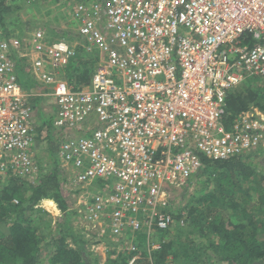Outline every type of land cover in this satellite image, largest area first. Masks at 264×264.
<instances>
[{
    "label": "built area",
    "instance_id": "2783aa9c",
    "mask_svg": "<svg viewBox=\"0 0 264 264\" xmlns=\"http://www.w3.org/2000/svg\"><path fill=\"white\" fill-rule=\"evenodd\" d=\"M71 11L80 44L49 40L41 28L29 43L8 40L0 29V180L37 181L33 147L46 137L34 94L17 79V56L50 98L62 186L80 196L83 238L102 258L108 238L123 239L118 250L133 264L138 232L147 253L161 246L155 234L174 224L169 206L201 169L200 154L226 159L264 141L257 108L229 128L220 123L228 91L250 77L264 80V0H83ZM79 48L96 58L86 87L59 71Z\"/></svg>",
    "mask_w": 264,
    "mask_h": 264
},
{
    "label": "trees",
    "instance_id": "16d2710c",
    "mask_svg": "<svg viewBox=\"0 0 264 264\" xmlns=\"http://www.w3.org/2000/svg\"><path fill=\"white\" fill-rule=\"evenodd\" d=\"M78 1L83 0H0L2 35L8 40L26 38L29 43L32 34L24 37L25 32L42 28L72 39L77 34L71 10ZM70 3H74L69 7L71 13L64 19L68 23L72 20L75 33L60 28L57 35L46 18L58 20L54 8L62 9ZM26 4L27 8L35 10L38 18H43V21H30L29 28L19 18V11ZM89 13L93 12L89 9ZM246 41L249 45L256 43L247 38L244 43ZM78 56L76 64L69 63L61 75L69 83L86 87L96 58L92 52L80 49ZM14 58L19 84L27 93H37L42 84L31 73L28 60ZM36 96L31 95L29 100L37 99ZM253 108L264 111V80L258 77H250L228 91L220 123L229 128L236 115ZM37 130L44 131L47 140L55 142L51 122L43 121ZM85 133L88 134V130ZM38 147L36 143L33 148ZM36 151L37 156L39 150ZM47 151L46 156L52 161L44 166L38 159L37 181L12 174L0 180V264H127L130 254L118 250L119 246H124L121 238L107 239L110 248L104 262H99L100 257L90 250L81 234L83 229L75 200L63 193L64 174L55 157L56 148L50 144ZM252 153L215 160L200 154L202 167L188 183H193L195 190L185 200V205H181L180 199H172L169 206L175 231L157 232L161 246L150 253L144 242L145 234L138 232L135 240L141 257L133 264L150 261L174 264L177 260H181V264H264V166L261 167L259 160L264 156V145L257 147L254 155ZM259 164L261 174L257 171ZM94 184L96 191L103 187L99 180ZM53 206L59 209L60 220L52 217L49 207Z\"/></svg>",
    "mask_w": 264,
    "mask_h": 264
},
{
    "label": "rangeland",
    "instance_id": "374dc122",
    "mask_svg": "<svg viewBox=\"0 0 264 264\" xmlns=\"http://www.w3.org/2000/svg\"><path fill=\"white\" fill-rule=\"evenodd\" d=\"M33 1V0H32ZM74 4V3H73ZM73 4H71L70 3V5H68L66 8L65 7H63L62 9H64L65 8V11L64 12H61V8H59V7H55L54 8V10H53V12L54 13H56L57 14V17L59 18L58 20H55L54 18L52 19V18H46V21L51 25V26H54L55 27V32L57 33V35L59 34V30H60V28H62V29H67V30H69V31H71V32H73V33H75V31L72 29L73 28V22H72V20H70V23H68V20L67 21H65V19L64 18H66V15H67V13L69 14V12H70V6L71 5H73ZM60 12H61V14H60ZM15 15V14H14ZM34 16V17H33ZM19 18H20V20L22 21V22H24V24L25 25H28V28H29V26H30V21H32V20H39V21H43L42 19H40V18H38L37 16H36V13H35V10H33V9H31V8H27V4L25 5V7H24V9H22V10H20L19 11ZM26 29H27V27H25ZM37 29H39V28H37ZM37 29H33V30H30L29 32H25V35H24V37L25 36H27V35H31V34H33V32L35 31V30H37ZM42 29V28H41ZM47 30V29H46ZM71 32H69V34H68V36H70L71 35ZM47 36L51 39V38H53V37H56V34L52 31V30H47ZM59 36V35H58ZM74 38H75V36L72 38L73 40H74ZM71 39V40H72ZM75 59H79V56L78 55H76V56H74V58L73 57H71V59H70V64L72 65V64H76V60ZM93 69H92V71H91V74L94 72V67H92ZM63 69H60L59 71H62ZM31 73L34 75V73L31 71ZM30 73V76L31 77H33V78H35L32 74ZM37 78V77H36ZM38 79V78H37ZM73 79V78H72ZM42 87H44V85L42 84V85H39V87H38V89L36 90L37 92H42L43 91V89H42ZM43 97V96H42ZM45 98V97H44ZM40 108V107H39ZM43 108H45V110H44V113H48L50 110H48L47 108H49L48 107V105L46 104V106L45 107H43ZM39 117H41L40 115H39ZM43 117L45 118L44 120H42L43 119ZM42 118H41V122H43V121H45V122H52V116H51V114H46V115H44ZM54 137V136H53ZM37 144H38V148H37V150H39L38 151V155H37V159H39V160H41V162H42V164L45 166L49 161H52V158H47V153H48V151H47V148L50 146V144H53V146H54V140H52V141H49V140H47V138L46 137H43L42 139H38L37 140V142H36ZM256 148L257 147H254V148H251V149H249V150H247V151H245V153L246 152H249V151H251V152H253L252 153V155H254V153H255V150H256ZM250 154V153H249ZM55 157L57 158V155L55 154ZM244 158H246V157H244ZM247 159V158H246ZM259 160H260V163H261V167L262 166H264V156H260L259 157ZM257 171L260 173V164L258 165V167H257ZM261 174V173H260ZM35 182V181H34ZM186 189V190H185ZM195 189H194V185H193V183H191V184H188L185 188H183V189H180V190H178V192L176 193V196H174V198L173 199H176V200H178V199H180L179 201H180V203H181V205H185L186 204V199L188 198V196L191 194V193H193V191H194ZM63 193L64 194H66L67 196H71L74 200H75V203H74V206L75 207H77V211H78V213H79V215H78V219H81L82 220V214H83V210H82V208H80V207H78L77 206V200H78V197L80 198V196H78V192L77 193H72V191H70V190H67V189H65V188H63ZM175 205V204H174ZM173 207V206H172ZM60 215L61 214H55V215H52V217L54 218V219H58L59 218V220H60ZM53 227H55V224H54V226ZM169 231H175V225H173L172 227H171V229L169 230ZM104 256V255H103ZM104 259H106V257L105 258H102V257H100V259H99V262H104L105 260ZM174 264H181V260H177V261H175V263Z\"/></svg>",
    "mask_w": 264,
    "mask_h": 264
},
{
    "label": "crops",
    "instance_id": "0c3cea01",
    "mask_svg": "<svg viewBox=\"0 0 264 264\" xmlns=\"http://www.w3.org/2000/svg\"><path fill=\"white\" fill-rule=\"evenodd\" d=\"M43 88V87H42ZM45 90H48L47 88H45ZM43 96V97H42ZM45 97V98H44ZM36 98L37 99H32V100H30V105L31 106H33V108H34V111H35V114H34V116L36 117V121L37 122H39L40 120H41V118L45 115V114H48V113H45L44 115H42V112L44 113V110H45V108H43V107H45L46 106V104L48 105V107L49 108H47L48 110H50V108H51V101H50V98L49 97H47V96H44V95H38V96H36ZM39 107H40V109H39ZM44 109V110H43ZM40 110V111H39ZM39 115L41 116V117H39ZM170 260V258L169 259H167V261H169Z\"/></svg>",
    "mask_w": 264,
    "mask_h": 264
},
{
    "label": "clouds",
    "instance_id": "9594fccd",
    "mask_svg": "<svg viewBox=\"0 0 264 264\" xmlns=\"http://www.w3.org/2000/svg\"><path fill=\"white\" fill-rule=\"evenodd\" d=\"M86 1H92V0H86ZM78 2H80V1H78ZM77 27V26H76ZM75 27V31L77 30V28ZM45 30V29H44ZM36 31V30H35ZM45 33H46V35H47V31H45ZM76 34H77V31H76ZM14 38H16V37H14ZM47 38L49 39V40H52V39H57V38H63V39H65L67 42H69V43H75V42H79V44H80V39H79V37H78V34H77V36L74 38V40L72 39H67V38H65V37H62V36H56V37H53V38H49L48 36H47ZM80 49V48H79ZM85 52H87V51H85ZM79 53V52H78ZM78 55V54H77ZM40 92H37V93H35L34 95H40L39 94ZM32 108H33V106H31ZM258 109V108H257ZM34 110V109H33ZM258 110H260V109H258ZM260 111H262V110H260ZM35 112V111H34ZM49 114V113H48ZM41 139V138H40ZM264 145V141L259 145V146H263ZM259 146H257V147H259ZM37 150V149H36ZM245 153V152H244ZM176 195V194H175ZM51 213V212H50ZM52 215H55V214H53V213H51ZM59 214H61V213H58V215Z\"/></svg>",
    "mask_w": 264,
    "mask_h": 264
}]
</instances>
